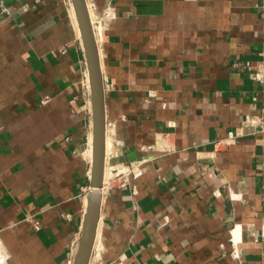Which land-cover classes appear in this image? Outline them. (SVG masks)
<instances>
[{
    "label": "crops",
    "instance_id": "crops-1",
    "mask_svg": "<svg viewBox=\"0 0 264 264\" xmlns=\"http://www.w3.org/2000/svg\"><path fill=\"white\" fill-rule=\"evenodd\" d=\"M87 3L107 165L140 171L102 188L90 264H264V83L245 65L264 62V0ZM75 15L0 0L3 264L74 262L93 153Z\"/></svg>",
    "mask_w": 264,
    "mask_h": 264
},
{
    "label": "water",
    "instance_id": "water-1",
    "mask_svg": "<svg viewBox=\"0 0 264 264\" xmlns=\"http://www.w3.org/2000/svg\"><path fill=\"white\" fill-rule=\"evenodd\" d=\"M79 22L89 71L93 114V153L91 189L87 194L82 232L73 264H89L100 220L102 186L106 163V106L98 43L87 0H72Z\"/></svg>",
    "mask_w": 264,
    "mask_h": 264
},
{
    "label": "built area",
    "instance_id": "built-area-1",
    "mask_svg": "<svg viewBox=\"0 0 264 264\" xmlns=\"http://www.w3.org/2000/svg\"><path fill=\"white\" fill-rule=\"evenodd\" d=\"M93 24V22H92ZM94 27V25H93ZM246 67L252 68L253 69V78L260 84L264 83V62H258L255 65H253L250 61H246ZM90 85V83H89ZM264 127V125H263ZM264 130V128H263ZM165 136V135H164ZM105 168L106 170L108 169L110 174L106 179V184H104L103 181V186L102 188L107 186H113V185H118V186H125L128 181V176L129 174H134L137 175L140 171L137 168H131L129 165H115V164H108L107 165V159L105 163ZM91 189V188H90ZM36 226H39L38 223ZM90 264V263H89Z\"/></svg>",
    "mask_w": 264,
    "mask_h": 264
},
{
    "label": "rangeland",
    "instance_id": "rangeland-1",
    "mask_svg": "<svg viewBox=\"0 0 264 264\" xmlns=\"http://www.w3.org/2000/svg\"><path fill=\"white\" fill-rule=\"evenodd\" d=\"M2 248V250H1V252H0V264H3L4 262H5V260H6V258H5V252H4V247L2 246L1 247Z\"/></svg>",
    "mask_w": 264,
    "mask_h": 264
},
{
    "label": "bare ground",
    "instance_id": "bare-ground-1",
    "mask_svg": "<svg viewBox=\"0 0 264 264\" xmlns=\"http://www.w3.org/2000/svg\"><path fill=\"white\" fill-rule=\"evenodd\" d=\"M77 16L75 15V23H76V26H77V28H78V30H79V22L77 21L78 19L76 18ZM92 147H90V149H91ZM109 174H110V172H109V170H107V172H106V177H108L109 176ZM87 197V196H86ZM86 203H87V198H86Z\"/></svg>",
    "mask_w": 264,
    "mask_h": 264
}]
</instances>
